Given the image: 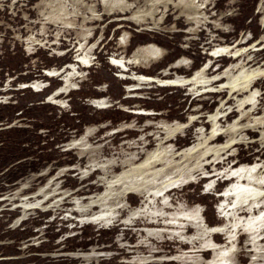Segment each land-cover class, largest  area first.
Listing matches in <instances>:
<instances>
[{"label": "rangeland", "instance_id": "rangeland-1", "mask_svg": "<svg viewBox=\"0 0 264 264\" xmlns=\"http://www.w3.org/2000/svg\"><path fill=\"white\" fill-rule=\"evenodd\" d=\"M0 264H264V0H0Z\"/></svg>", "mask_w": 264, "mask_h": 264}, {"label": "bare ground", "instance_id": "bare-ground-1", "mask_svg": "<svg viewBox=\"0 0 264 264\" xmlns=\"http://www.w3.org/2000/svg\"><path fill=\"white\" fill-rule=\"evenodd\" d=\"M142 80H144V81H149L150 83H151V82H154V81H153L154 79H151V78L146 77V76H142ZM240 81H243V80H238V81H237V84H238ZM235 82H236V81H235ZM235 82H234V83H235ZM162 83H163L162 86H164V87H165V86H166V87H169V86H170V85H169V86L166 85V84L168 83V81H164V82L162 81ZM175 84H176V85H172L171 87H173V86H174V87H179L180 85H182V83H180V81L177 82V83H175ZM228 85H230V84H228Z\"/></svg>", "mask_w": 264, "mask_h": 264}, {"label": "flooded vegetation", "instance_id": "flooded-vegetation-1", "mask_svg": "<svg viewBox=\"0 0 264 264\" xmlns=\"http://www.w3.org/2000/svg\"><path fill=\"white\" fill-rule=\"evenodd\" d=\"M177 82H179V81H168V83L166 84V85H170V86H172V85H176L175 83H177ZM230 85H235V84H233V83H231L230 82ZM251 192H253V191H251L250 189H248L247 188V190H245V192L244 193H246L247 195L246 196H248L249 194H251ZM241 193V192H240ZM243 193V192H242Z\"/></svg>", "mask_w": 264, "mask_h": 264}, {"label": "water", "instance_id": "water-1", "mask_svg": "<svg viewBox=\"0 0 264 264\" xmlns=\"http://www.w3.org/2000/svg\"><path fill=\"white\" fill-rule=\"evenodd\" d=\"M50 76V75H49ZM31 88H33L34 89V87H31Z\"/></svg>", "mask_w": 264, "mask_h": 264}]
</instances>
